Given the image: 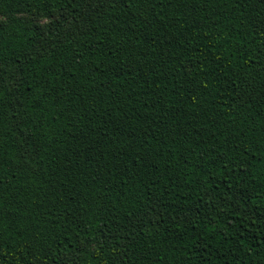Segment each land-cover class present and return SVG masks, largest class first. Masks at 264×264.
I'll return each instance as SVG.
<instances>
[{
    "label": "trees",
    "instance_id": "obj_1",
    "mask_svg": "<svg viewBox=\"0 0 264 264\" xmlns=\"http://www.w3.org/2000/svg\"><path fill=\"white\" fill-rule=\"evenodd\" d=\"M0 264H264V0H0Z\"/></svg>",
    "mask_w": 264,
    "mask_h": 264
}]
</instances>
